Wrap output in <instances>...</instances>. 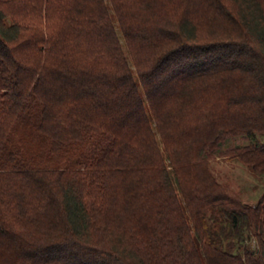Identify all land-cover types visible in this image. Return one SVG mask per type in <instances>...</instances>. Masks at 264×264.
Returning a JSON list of instances; mask_svg holds the SVG:
<instances>
[{"label": "trees", "instance_id": "16d2710c", "mask_svg": "<svg viewBox=\"0 0 264 264\" xmlns=\"http://www.w3.org/2000/svg\"><path fill=\"white\" fill-rule=\"evenodd\" d=\"M219 154L264 174V0H0V264H264Z\"/></svg>", "mask_w": 264, "mask_h": 264}, {"label": "rangeland", "instance_id": "374dc122", "mask_svg": "<svg viewBox=\"0 0 264 264\" xmlns=\"http://www.w3.org/2000/svg\"><path fill=\"white\" fill-rule=\"evenodd\" d=\"M234 142L241 143V140ZM210 164L217 178L237 190L243 201L254 203L264 191V174L252 171L249 166L228 154L215 155L210 159Z\"/></svg>", "mask_w": 264, "mask_h": 264}]
</instances>
